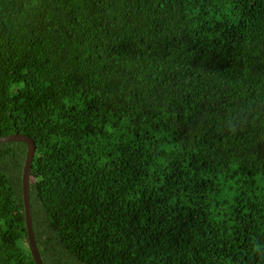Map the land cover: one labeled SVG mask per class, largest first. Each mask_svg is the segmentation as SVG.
<instances>
[{"label": "trees", "instance_id": "1", "mask_svg": "<svg viewBox=\"0 0 264 264\" xmlns=\"http://www.w3.org/2000/svg\"><path fill=\"white\" fill-rule=\"evenodd\" d=\"M11 133L42 264H264V0H0ZM24 153L0 264H34Z\"/></svg>", "mask_w": 264, "mask_h": 264}, {"label": "water", "instance_id": "2", "mask_svg": "<svg viewBox=\"0 0 264 264\" xmlns=\"http://www.w3.org/2000/svg\"><path fill=\"white\" fill-rule=\"evenodd\" d=\"M3 142H21L25 145L24 159L20 172V191L23 222L26 236V247L32 259V262L34 264H42L33 238L28 204V183L30 180L29 168L34 153V143L29 137L20 133H11L0 136V143Z\"/></svg>", "mask_w": 264, "mask_h": 264}, {"label": "bare ground", "instance_id": "3", "mask_svg": "<svg viewBox=\"0 0 264 264\" xmlns=\"http://www.w3.org/2000/svg\"><path fill=\"white\" fill-rule=\"evenodd\" d=\"M30 215V214H29Z\"/></svg>", "mask_w": 264, "mask_h": 264}]
</instances>
